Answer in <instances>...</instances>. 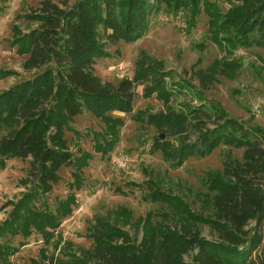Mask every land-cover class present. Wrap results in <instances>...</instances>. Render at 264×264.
Segmentation results:
<instances>
[{
  "label": "trees",
  "instance_id": "obj_1",
  "mask_svg": "<svg viewBox=\"0 0 264 264\" xmlns=\"http://www.w3.org/2000/svg\"><path fill=\"white\" fill-rule=\"evenodd\" d=\"M106 1L76 0L63 8L43 0L30 16L39 26L13 40L17 54L27 56L22 64L26 71L43 69L0 93V171L11 159L30 158L29 176L23 180L29 189L9 203V216L0 224V264L19 252L34 233L48 243L77 205L74 189L82 185L78 169L87 164L89 155L74 157L69 150L66 131L72 130L74 118L88 111L104 122L94 147L108 156L125 123L112 113L133 112L140 85L144 98L155 96L166 107L149 113L148 122L160 132L151 151L160 152L171 165L205 157L221 145L244 148L241 162L227 159L226 172L206 181L213 217L205 221L218 239L202 236L189 213L182 223L160 225L139 242L123 227L97 215L89 229L93 246L83 256L59 257L53 264H264V126L240 121L216 104L184 103L177 111L170 104L173 96L191 85L168 83L165 61L147 52L138 58L132 78L113 83L93 71L95 59L106 54L100 25L110 31L107 39L112 43L135 42L147 34L162 4L187 11L192 22L205 13L211 40L229 57L240 48H264V0H238L226 13L211 0H116V11L109 4L103 7ZM239 68L236 58H220L194 72L207 89L217 75L234 79ZM11 74L15 72L0 69V79ZM192 134L197 135L195 141ZM63 166L74 169L71 191L51 208L44 196L60 181ZM147 188L154 202L175 205L173 195L158 184ZM17 236L22 240L11 244L10 238ZM189 254L190 261L185 259Z\"/></svg>",
  "mask_w": 264,
  "mask_h": 264
},
{
  "label": "rangeland",
  "instance_id": "obj_2",
  "mask_svg": "<svg viewBox=\"0 0 264 264\" xmlns=\"http://www.w3.org/2000/svg\"><path fill=\"white\" fill-rule=\"evenodd\" d=\"M42 1L0 0L3 7L0 13V69L15 72L0 79V93L43 69L26 71L22 64L27 56L17 54L13 45L17 36L39 26L30 16L37 13ZM53 1L67 8L76 0ZM211 1L216 2L224 13L232 4L238 3V0ZM107 4L115 11L118 8L116 0L103 2V7ZM109 32L100 25V40L106 54L97 57L93 65L94 74L103 81L117 83L125 77L132 78L138 58L142 52H147L165 61L168 83L184 81L191 85L173 96L170 104L177 111L184 103L192 106L216 104L240 121L264 126L263 47L240 48L229 57L211 40L205 13L192 22L187 11H174L164 4L152 16L150 29L141 39L132 43H112L107 39ZM233 57L240 63L237 76L229 79L217 75L204 89L194 71L212 66L216 59ZM194 91L201 92L204 98L200 99ZM137 93L133 112L112 113L123 117L125 123L119 143L108 156H103L94 147L95 136L105 129L104 122L88 111L74 118L72 130L66 131L69 150L74 157L89 155L87 164L82 170L78 169L82 177L81 187L74 189L78 203L48 243L34 233L4 264H53L59 257L83 256L93 246L89 229L97 215L123 227L134 241L139 242L144 234H153L160 225L182 223L184 215L189 213L195 217V228L202 236L218 239L217 232L205 221L213 217V203L206 181L212 174L226 172L227 159L241 162L244 148L221 145L210 155L190 157L178 167L171 165L160 152L151 151L160 132L148 122L149 113H158L166 107L155 96L144 98L142 85L138 86ZM196 137L192 134L190 139L195 141ZM29 169L30 158H16L9 160L6 168L0 171V224L9 216L12 208L9 203L17 201L29 189L23 181L29 176ZM73 170L72 166H63L59 171L60 181L44 196L51 208L71 191ZM151 183L173 195L175 205L162 206L147 196V186ZM253 225L251 223L250 227ZM21 240V236L10 238L13 245H18ZM185 259L190 261L191 254Z\"/></svg>",
  "mask_w": 264,
  "mask_h": 264
},
{
  "label": "water",
  "instance_id": "obj_3",
  "mask_svg": "<svg viewBox=\"0 0 264 264\" xmlns=\"http://www.w3.org/2000/svg\"><path fill=\"white\" fill-rule=\"evenodd\" d=\"M163 136V135H162Z\"/></svg>",
  "mask_w": 264,
  "mask_h": 264
}]
</instances>
